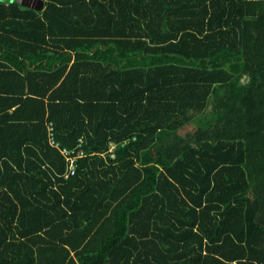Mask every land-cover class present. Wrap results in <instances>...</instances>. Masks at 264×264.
Returning <instances> with one entry per match:
<instances>
[{"label":"trees","instance_id":"obj_1","mask_svg":"<svg viewBox=\"0 0 264 264\" xmlns=\"http://www.w3.org/2000/svg\"><path fill=\"white\" fill-rule=\"evenodd\" d=\"M0 264H264V0H0Z\"/></svg>","mask_w":264,"mask_h":264},{"label":"water","instance_id":"obj_2","mask_svg":"<svg viewBox=\"0 0 264 264\" xmlns=\"http://www.w3.org/2000/svg\"><path fill=\"white\" fill-rule=\"evenodd\" d=\"M42 6V3H38V7H41Z\"/></svg>","mask_w":264,"mask_h":264}]
</instances>
